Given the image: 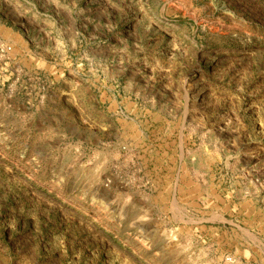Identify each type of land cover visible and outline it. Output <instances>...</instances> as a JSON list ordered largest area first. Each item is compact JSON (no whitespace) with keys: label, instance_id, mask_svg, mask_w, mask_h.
Instances as JSON below:
<instances>
[{"label":"rangeland","instance_id":"1","mask_svg":"<svg viewBox=\"0 0 264 264\" xmlns=\"http://www.w3.org/2000/svg\"><path fill=\"white\" fill-rule=\"evenodd\" d=\"M0 164V264H262L264 0H0Z\"/></svg>","mask_w":264,"mask_h":264},{"label":"crops","instance_id":"2","mask_svg":"<svg viewBox=\"0 0 264 264\" xmlns=\"http://www.w3.org/2000/svg\"><path fill=\"white\" fill-rule=\"evenodd\" d=\"M247 245V244H246ZM250 260V259H249ZM258 260H260V263L264 264V256L258 257ZM255 261H257V258L255 259Z\"/></svg>","mask_w":264,"mask_h":264},{"label":"bare ground","instance_id":"3","mask_svg":"<svg viewBox=\"0 0 264 264\" xmlns=\"http://www.w3.org/2000/svg\"><path fill=\"white\" fill-rule=\"evenodd\" d=\"M0 165H2V164H0Z\"/></svg>","mask_w":264,"mask_h":264}]
</instances>
